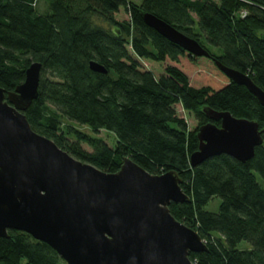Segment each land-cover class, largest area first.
I'll return each instance as SVG.
<instances>
[{"label":"trees","instance_id":"16d2710c","mask_svg":"<svg viewBox=\"0 0 264 264\" xmlns=\"http://www.w3.org/2000/svg\"><path fill=\"white\" fill-rule=\"evenodd\" d=\"M40 1L44 13L37 10ZM121 8L128 19L115 17ZM141 12L194 38L209 56L171 43L145 24ZM263 36L264 0H0V87L13 91L29 64L39 62L38 94L23 111L33 131L106 172H116L124 157L149 173L175 171L189 201L171 202L170 213L207 246L190 252V261L264 264V186L255 175L264 182V106L217 65L246 73L264 90ZM138 59L167 65L156 77ZM182 59L202 65L200 75L182 67ZM90 61L107 72L92 71ZM177 105L193 114L195 129L189 130ZM204 107L258 122L263 142L252 158L241 162L220 154L190 165L197 128L220 124ZM101 130L114 135L113 147L98 136ZM214 197L221 199L218 210H205ZM8 235L0 237V264H66L28 233L11 229ZM243 240L251 247L238 249Z\"/></svg>","mask_w":264,"mask_h":264},{"label":"water","instance_id":"95a60500","mask_svg":"<svg viewBox=\"0 0 264 264\" xmlns=\"http://www.w3.org/2000/svg\"><path fill=\"white\" fill-rule=\"evenodd\" d=\"M146 25L191 55L209 56L194 38L150 12ZM264 42V36L262 37ZM229 79L264 106V90L244 72L217 60ZM41 64L25 69L13 91L0 87V237L23 231L48 244L66 264H193L190 252L207 250L200 235L175 219L169 204L189 201L181 178L149 173L129 157L116 172L80 161L33 131L23 111L37 97ZM92 71L104 66L89 62ZM210 120L196 131L192 167L226 154L244 162L262 144L258 122L229 111L203 108Z\"/></svg>","mask_w":264,"mask_h":264},{"label":"rangeland","instance_id":"374dc122","mask_svg":"<svg viewBox=\"0 0 264 264\" xmlns=\"http://www.w3.org/2000/svg\"><path fill=\"white\" fill-rule=\"evenodd\" d=\"M37 10H38L39 13H44L47 10L46 4L43 3L42 1H40L39 4L37 5ZM115 17L117 19H119V20H123V19H128L129 16H128L127 12L123 8H121L120 11L118 13H116ZM202 41L212 52L220 53V50L218 48L210 46L206 42L205 39H203ZM127 49H130L129 46H128ZM200 59L201 60H205L204 57H201ZM138 61L140 62L141 67L143 69L151 70L152 73L156 77H158L161 74H163L164 68L167 65V61L156 62V61H152V60H149V59H144V60L138 59ZM180 64H181L182 67H184L186 65L190 69V71H191V69H193L192 73L195 72V71H196V73H198L197 69H201L202 70V65L199 64V66H194L193 64L187 62L184 59H182ZM190 77H191V79L194 80L193 74H191ZM176 109L178 111V114L185 119L189 130L195 129L196 126H197V121L194 118L193 114L184 111V109L180 105H177ZM80 128L82 130H84V131L89 132V129L84 127V126H80ZM98 136L102 137L104 139V141L107 143L108 146H110V147L114 146L115 137H114L113 134H111V133H109L107 131L101 130L99 132ZM81 146L87 151L91 150V148L89 146H87L86 144H84V143H82ZM255 175H256V178H257L258 182H260L264 186V182L262 180L261 175L259 173H257V172H255ZM220 201H221L220 197H214L204 206V209L207 210V211L216 212L218 210V206H219ZM202 241L204 242V240H202ZM237 247H238V249H247V248H250L251 245H250V243L248 241L243 240V241H241L238 244Z\"/></svg>","mask_w":264,"mask_h":264},{"label":"built area","instance_id":"2783aa9c","mask_svg":"<svg viewBox=\"0 0 264 264\" xmlns=\"http://www.w3.org/2000/svg\"><path fill=\"white\" fill-rule=\"evenodd\" d=\"M246 14L245 11H241V15L244 16Z\"/></svg>","mask_w":264,"mask_h":264}]
</instances>
